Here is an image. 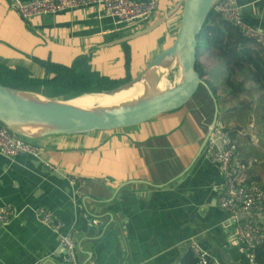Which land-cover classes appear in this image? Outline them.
<instances>
[{"label": "crops", "instance_id": "0c3cea01", "mask_svg": "<svg viewBox=\"0 0 264 264\" xmlns=\"http://www.w3.org/2000/svg\"><path fill=\"white\" fill-rule=\"evenodd\" d=\"M13 1L0 0V62L27 67L40 77L46 71L34 59L69 65L81 55L101 73L123 76L126 43L135 77L134 50L144 53L159 45V52L169 46L179 21L176 11L129 43L122 38L151 23L173 1L161 0L158 10L139 23L119 22L97 5L24 19ZM236 1L243 20L264 30V0ZM217 53L204 48L199 58L204 79L216 87V102L202 87L182 107L136 126L38 139L42 158L80 175L83 187L71 186L31 155L0 154V207L10 205L16 212L12 220L0 222V264H67L57 234L36 218L37 206L72 227L80 264L92 259L97 264H180L191 242L221 264H250L218 205L217 188L224 178L205 153V139L216 115L238 143L246 176L264 184V157L248 150L262 133L253 120L248 130L239 125L245 113L224 108L236 96L217 91V84L226 81L225 60ZM236 80L251 84H244L243 93L264 91L240 73ZM260 152L264 156V147Z\"/></svg>", "mask_w": 264, "mask_h": 264}, {"label": "water", "instance_id": "95a60500", "mask_svg": "<svg viewBox=\"0 0 264 264\" xmlns=\"http://www.w3.org/2000/svg\"><path fill=\"white\" fill-rule=\"evenodd\" d=\"M217 0H177L159 17L122 38H136L155 29L180 9L171 44L160 51L129 81L100 93H114L137 83L146 88L127 100L112 104L80 106L71 99L48 97L40 92L0 84V123L13 134L30 140L55 134L111 131L142 124L186 104L202 87L216 102L213 92L196 70L197 37ZM177 74L170 77L171 71ZM77 97V96H76ZM216 112L218 105L215 103ZM215 118L205 142L214 128Z\"/></svg>", "mask_w": 264, "mask_h": 264}, {"label": "built area", "instance_id": "2783aa9c", "mask_svg": "<svg viewBox=\"0 0 264 264\" xmlns=\"http://www.w3.org/2000/svg\"><path fill=\"white\" fill-rule=\"evenodd\" d=\"M160 2L161 0H14L13 5L24 19L97 5L115 16L119 22L136 23L157 11ZM214 9L236 26L243 37L252 39L264 49V30L243 20L236 0H217ZM42 152L41 146L36 142L15 135L0 124V154L8 157L19 154L31 155L40 160L48 170L67 179L71 186H84V179L80 175L59 169L43 159ZM205 153L224 178V184L217 189L218 205L227 214L226 226L234 228L237 242L247 251L249 263L259 264L255 249L264 244V184L258 179L246 176V166L239 156L238 143L225 131L221 122H217L209 134L205 142ZM33 211L41 223L57 234L67 264H80L72 227L47 207H33ZM15 215L16 212L10 205L0 207V222H8ZM92 222L97 224V220ZM189 249L196 259L195 264H221L218 260L210 258L196 242H191ZM86 264L97 263L92 259Z\"/></svg>", "mask_w": 264, "mask_h": 264}, {"label": "trees", "instance_id": "16d2710c", "mask_svg": "<svg viewBox=\"0 0 264 264\" xmlns=\"http://www.w3.org/2000/svg\"><path fill=\"white\" fill-rule=\"evenodd\" d=\"M254 42L243 37L239 29L224 19L214 8L207 15L197 37L196 70L204 77L206 70L199 62L198 53L202 48H215L217 55L225 60L226 81L225 85L230 94L236 95L245 91L244 81L236 80L237 73L253 81L260 89L264 90V55L261 52H253L248 45ZM124 75L111 77L91 67L88 56H78L69 65L47 59H34L44 70L46 75L35 77L24 66H8L0 62V84L20 89L40 92L48 97L74 98L80 94H101L102 91H110L117 86L133 78L131 69V49L126 43L123 45ZM250 69L252 73L249 74ZM172 77V75H170ZM213 94L216 87L207 79ZM1 124V123H0ZM230 137L232 132L224 128ZM30 140V139H29ZM35 142V140H30ZM259 264L264 263V244L255 249ZM196 259L189 249L180 264H195Z\"/></svg>", "mask_w": 264, "mask_h": 264}, {"label": "rangeland", "instance_id": "374dc122", "mask_svg": "<svg viewBox=\"0 0 264 264\" xmlns=\"http://www.w3.org/2000/svg\"><path fill=\"white\" fill-rule=\"evenodd\" d=\"M172 1H173L172 2V5H173L177 0H172ZM178 16L180 17V9H178L177 12L175 13V17H178ZM137 23H139V22H137ZM175 34H176V32H175ZM144 35L145 34L140 35V36L133 38V39H129L128 42L130 43V41H132L133 43H136ZM174 37H175V35H174ZM162 40H164V39H162ZM248 45L251 47L253 52H261L264 55V49L261 48L259 45H257L255 42H249ZM158 50H159V45L154 46V47L150 46L147 49V51H144V53H139L136 50H134V52H135V54L133 52V55H135L134 75L141 73L145 69V67L150 63V61L160 52V51L157 52ZM203 51H204V48L199 50L198 58H200ZM30 70L33 72L32 69H30ZM41 71L43 72V70H40V72ZM100 72H102V71H100ZM171 72H172L171 73L172 76L177 74L176 70H172ZM251 73H252V70L250 69L249 74H251ZM33 76L40 77L39 74H34ZM247 79H249L248 75H247ZM244 84H246L247 87L251 86L250 83L244 82ZM219 86H220V88H219ZM256 87L260 88L259 85H256ZM226 89H227V87H226L225 83H224V85L223 84H217V91H219V92L223 91L224 93H227ZM90 95H92V105L98 104L99 102H101L104 99V96H102L101 94L100 95L99 94L98 95L97 94H90ZM235 96L236 97L234 99H229V101H228V98H226L228 101V104H223L224 108L227 106L226 108H228V110L233 109L234 111L233 110H230V111H233L234 113L237 112V110L239 112L241 111V113H245V115H243L244 119L242 120V122L239 125L245 129H247V130H248V124L252 123V120L254 121V123H256L255 124V126H256L255 131L259 134L262 133V135H260L259 141L257 143H252L251 145H248V150L254 154L257 153L260 156L259 158L261 159L264 157V156L260 155V153H261L260 150H262L264 147V146H262V145H264V91L260 92V91H254L253 89L252 90L250 89L248 91V93H243V96L238 95V94H236ZM217 101H218V99H217ZM96 131H98V130H96ZM37 141H39V140H35V142H37ZM249 143H251V142L249 141ZM251 148H253V151L251 150ZM254 149H257V151H254ZM259 158H258V160H259ZM260 161H262V160H260ZM262 167H263L262 171L264 172V162L262 163Z\"/></svg>", "mask_w": 264, "mask_h": 264}, {"label": "bare ground", "instance_id": "6f19581e", "mask_svg": "<svg viewBox=\"0 0 264 264\" xmlns=\"http://www.w3.org/2000/svg\"><path fill=\"white\" fill-rule=\"evenodd\" d=\"M146 88V83H137L129 88H124L120 91L114 93H101L104 96V99L98 104H112L117 103L123 100L130 99L140 94L141 91H144ZM71 103L80 105V106H93L92 105V95L88 93L80 94L77 97L71 99Z\"/></svg>", "mask_w": 264, "mask_h": 264}, {"label": "clouds", "instance_id": "9594fccd", "mask_svg": "<svg viewBox=\"0 0 264 264\" xmlns=\"http://www.w3.org/2000/svg\"><path fill=\"white\" fill-rule=\"evenodd\" d=\"M262 48V47H261ZM204 78V77H203ZM205 80V79H204ZM251 126V125H250ZM252 127V126H251ZM224 128H225V126H224ZM232 138V137H231Z\"/></svg>", "mask_w": 264, "mask_h": 264}]
</instances>
